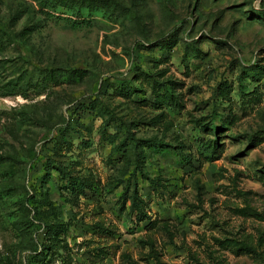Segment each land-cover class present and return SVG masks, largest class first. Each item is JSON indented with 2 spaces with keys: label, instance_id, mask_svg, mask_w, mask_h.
Returning a JSON list of instances; mask_svg holds the SVG:
<instances>
[{
  "label": "rangeland",
  "instance_id": "rangeland-1",
  "mask_svg": "<svg viewBox=\"0 0 264 264\" xmlns=\"http://www.w3.org/2000/svg\"><path fill=\"white\" fill-rule=\"evenodd\" d=\"M6 260L264 264V0H0Z\"/></svg>",
  "mask_w": 264,
  "mask_h": 264
},
{
  "label": "trees",
  "instance_id": "trees-1",
  "mask_svg": "<svg viewBox=\"0 0 264 264\" xmlns=\"http://www.w3.org/2000/svg\"><path fill=\"white\" fill-rule=\"evenodd\" d=\"M49 14H50L51 16H52V15L55 16L56 18H60V19L67 20V22H68L71 26H73V27H75V26H79V25H81L83 22H84V23H87V21H86L85 19L68 17V16H64V15H61V14H59V13H55V12H50ZM3 264H13V263H11V261H9V260H6V261L3 262Z\"/></svg>",
  "mask_w": 264,
  "mask_h": 264
}]
</instances>
